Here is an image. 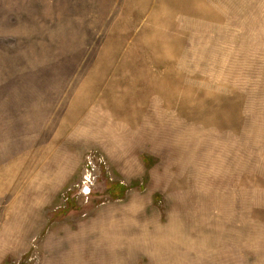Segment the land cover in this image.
Listing matches in <instances>:
<instances>
[{
	"label": "rangeland",
	"instance_id": "374dc122",
	"mask_svg": "<svg viewBox=\"0 0 264 264\" xmlns=\"http://www.w3.org/2000/svg\"><path fill=\"white\" fill-rule=\"evenodd\" d=\"M0 264H264V0H0Z\"/></svg>",
	"mask_w": 264,
	"mask_h": 264
}]
</instances>
